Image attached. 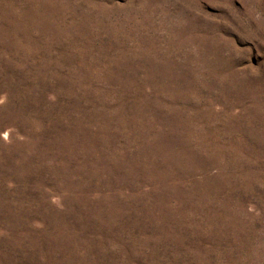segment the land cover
<instances>
[{
	"label": "rangeland",
	"instance_id": "obj_1",
	"mask_svg": "<svg viewBox=\"0 0 264 264\" xmlns=\"http://www.w3.org/2000/svg\"><path fill=\"white\" fill-rule=\"evenodd\" d=\"M0 264H264V0H0Z\"/></svg>",
	"mask_w": 264,
	"mask_h": 264
}]
</instances>
